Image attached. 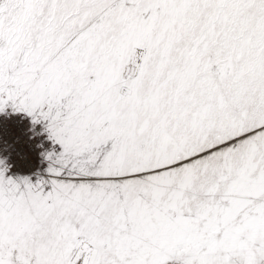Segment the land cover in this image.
Instances as JSON below:
<instances>
[{
  "label": "snow or ice",
  "instance_id": "6c2138e0",
  "mask_svg": "<svg viewBox=\"0 0 264 264\" xmlns=\"http://www.w3.org/2000/svg\"><path fill=\"white\" fill-rule=\"evenodd\" d=\"M0 264H264V0H0Z\"/></svg>",
  "mask_w": 264,
  "mask_h": 264
}]
</instances>
